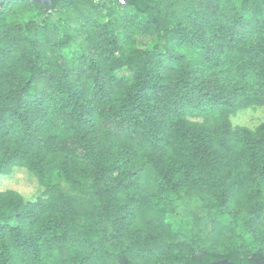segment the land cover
Returning <instances> with one entry per match:
<instances>
[{"label":"trees","instance_id":"16d2710c","mask_svg":"<svg viewBox=\"0 0 264 264\" xmlns=\"http://www.w3.org/2000/svg\"><path fill=\"white\" fill-rule=\"evenodd\" d=\"M69 19L79 61L57 34ZM250 108H264V0H8L0 177L26 169L45 193L0 191V264H264V123L231 122ZM194 203L197 228L176 232Z\"/></svg>","mask_w":264,"mask_h":264},{"label":"rangeland","instance_id":"374dc122","mask_svg":"<svg viewBox=\"0 0 264 264\" xmlns=\"http://www.w3.org/2000/svg\"><path fill=\"white\" fill-rule=\"evenodd\" d=\"M99 0H96L98 2ZM82 10L76 14L77 16H91L92 10L87 8L86 6L80 5ZM119 10L123 16L130 15L128 10H123L122 6L119 7ZM123 10V11H122ZM74 13H71V17ZM75 17V15H74ZM27 19V16L25 17ZM105 20V19H103ZM72 20L69 19V22L66 21L57 29V34L61 36L63 32L67 31L69 34L73 36V40L71 45L64 50L63 55L66 61H79L83 54V46H82V38L80 34L75 30L76 24ZM66 24V25H65ZM138 44L141 48H145L149 51L154 50H166V44H161L159 41L156 43L154 41L149 40L146 37H141L138 41ZM232 125L235 127H244L249 130H255L260 125L264 123V108H250L245 109L240 112L235 117L231 118ZM264 188V186H263ZM5 190H14L19 192L27 202H36L40 198L44 197L45 193V185L41 184L39 180L31 173H29L26 169H15L14 175L11 177H0V191ZM176 219V224L174 226V230L176 232H180L181 234H190L192 236V232L195 228H197V222L193 219L194 213L199 212L204 215L201 210L199 204H192V209L187 207H181L179 210ZM214 221H220L225 226L232 225L231 221L226 217V215L222 212H214L208 215ZM236 228V237L240 244L254 243V239L252 236L245 234L242 226L234 225Z\"/></svg>","mask_w":264,"mask_h":264},{"label":"water","instance_id":"95a60500","mask_svg":"<svg viewBox=\"0 0 264 264\" xmlns=\"http://www.w3.org/2000/svg\"><path fill=\"white\" fill-rule=\"evenodd\" d=\"M8 0H0V7L4 5ZM126 1V0H125ZM31 4L38 3L40 5H51L53 0H29ZM212 264H234L233 262H230L228 260H222L218 262H214Z\"/></svg>","mask_w":264,"mask_h":264},{"label":"snow or ice","instance_id":"6c2138e0","mask_svg":"<svg viewBox=\"0 0 264 264\" xmlns=\"http://www.w3.org/2000/svg\"><path fill=\"white\" fill-rule=\"evenodd\" d=\"M121 2L123 3V2H125V0H121Z\"/></svg>","mask_w":264,"mask_h":264}]
</instances>
